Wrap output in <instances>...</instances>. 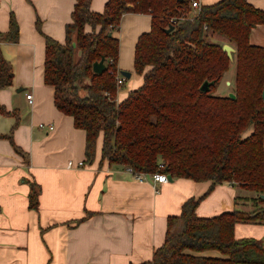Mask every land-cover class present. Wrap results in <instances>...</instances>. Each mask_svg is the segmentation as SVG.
Wrapping results in <instances>:
<instances>
[{"label": "trees", "instance_id": "16d2710c", "mask_svg": "<svg viewBox=\"0 0 264 264\" xmlns=\"http://www.w3.org/2000/svg\"><path fill=\"white\" fill-rule=\"evenodd\" d=\"M90 3L75 0L63 44L38 28L45 41L44 84L53 89L58 111L85 132L86 162H94L101 140V160L111 166L210 182L207 193L229 184L248 194L236 196L234 210L211 218L196 214L205 196L186 200L179 215L167 218L164 242L144 264H264L262 242L234 236L236 224H264V47L249 42L252 29L264 25V11L247 0L202 5L197 15L190 0H108L101 13ZM125 14L149 15L151 29L134 51L143 83L117 102L119 41L112 34ZM17 41L11 14L0 44ZM225 44L235 49L234 99L216 94L231 64ZM102 57L105 70L95 74L92 66ZM13 77L0 50V90ZM36 205L31 185L29 207ZM245 205L251 209L238 208ZM207 251L220 257L202 256Z\"/></svg>", "mask_w": 264, "mask_h": 264}, {"label": "crops", "instance_id": "0c3cea01", "mask_svg": "<svg viewBox=\"0 0 264 264\" xmlns=\"http://www.w3.org/2000/svg\"><path fill=\"white\" fill-rule=\"evenodd\" d=\"M107 1L91 0L90 10L101 13ZM198 1L202 6L220 0ZM247 1L264 11V0ZM74 4L75 0H0V34L9 32L11 14L18 25V41L0 44L14 74L12 85L0 90V264H144L162 246L167 218L179 215L186 200L205 196L196 209L201 218L236 208L237 189L229 184L207 193L210 182L172 177V182L154 189L150 180L136 181L125 168L101 160V140L94 162H86L85 132L58 111L54 91L43 81L41 33L63 44ZM150 29L149 15L125 14L112 34L119 41L117 70L130 73L125 79L128 88L122 90L123 84L116 93L117 102L143 83L134 71V51L138 38ZM85 31L92 29L86 26ZM249 42L264 47V25L252 29ZM232 85L224 76L216 94L228 95ZM26 94L32 96V104ZM31 185L37 189L35 209L29 207ZM248 225L236 224L235 238L264 245V224ZM202 256L220 254L207 251Z\"/></svg>", "mask_w": 264, "mask_h": 264}, {"label": "built area", "instance_id": "2783aa9c", "mask_svg": "<svg viewBox=\"0 0 264 264\" xmlns=\"http://www.w3.org/2000/svg\"><path fill=\"white\" fill-rule=\"evenodd\" d=\"M200 7H201V5H200L198 0H190L191 15H197ZM170 22H173V20H171ZM124 81H125V78L122 77L120 74H118L116 76V84H117L118 88L123 86ZM26 100L28 101L29 104H32V96L30 94H26ZM39 127L44 128L45 126L40 125ZM49 130L52 131L53 126H49ZM72 165H73L72 162H68L67 168H71ZM79 166L82 167L84 165H83V163H79ZM159 167L163 168V165H160ZM126 172L128 174H130L133 177V179H135L136 181L144 182L146 180H150L154 189H156V185L164 184V183L168 182L167 175L163 174L161 172H156V173L151 174L149 176L144 175V174L135 173L131 168H127Z\"/></svg>", "mask_w": 264, "mask_h": 264}, {"label": "water", "instance_id": "95a60500", "mask_svg": "<svg viewBox=\"0 0 264 264\" xmlns=\"http://www.w3.org/2000/svg\"><path fill=\"white\" fill-rule=\"evenodd\" d=\"M178 1H181V0H178ZM171 30H172V27L166 29V32L168 33ZM222 49L226 53L227 57L231 60L232 59V54L234 52V49L231 46H229L228 44L223 45ZM104 62H105V58L102 57L99 62H95L93 64L92 70H93V72L95 74H101L105 70V64H104ZM120 75L122 77H124L125 79H129L130 78V73H128V72L122 71V72H120ZM207 90H208V83L205 82L201 86V91L206 92ZM228 97L231 98V99H234L235 98L233 92L229 93L228 94ZM262 99L264 101V88H263V91H262ZM167 180H168V182H172V177L170 175H167ZM260 198L262 200H264V194L260 195Z\"/></svg>", "mask_w": 264, "mask_h": 264}, {"label": "rangeland", "instance_id": "374dc122", "mask_svg": "<svg viewBox=\"0 0 264 264\" xmlns=\"http://www.w3.org/2000/svg\"><path fill=\"white\" fill-rule=\"evenodd\" d=\"M230 46V45H229ZM232 56H233V54H232ZM234 73H235V64H234V62H231V64H230V67H229V70H228V72H226V74L224 75V76H226V78H228L230 81H232V83H233V79H234ZM128 80H125V83H124V87L122 88V90H126L128 87ZM221 83V82H220ZM229 86V85H228ZM233 86V85H232ZM225 88H227V85H226V87L223 85V81H222V87H221V90H223V91H225ZM217 91H220V86H218V88H217ZM216 91V92H217ZM222 91V92H223ZM226 95V92H224V94H222V95H220V96H225ZM248 133H246L245 135H247ZM239 192V193H238ZM237 194H241V195H243V194H247V193H244L243 191H238V189H237ZM248 195V194H247ZM239 225V227L240 228H246V227H248L249 225L248 224H243V223H240V224H238ZM242 239V238H241ZM243 239H249V238H243Z\"/></svg>", "mask_w": 264, "mask_h": 264}]
</instances>
